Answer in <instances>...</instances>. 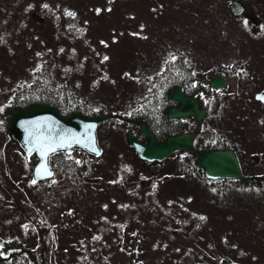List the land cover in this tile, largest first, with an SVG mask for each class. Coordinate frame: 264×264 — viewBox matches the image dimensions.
Segmentation results:
<instances>
[{"label":"rangeland","instance_id":"1","mask_svg":"<svg viewBox=\"0 0 264 264\" xmlns=\"http://www.w3.org/2000/svg\"><path fill=\"white\" fill-rule=\"evenodd\" d=\"M233 1L245 6L243 16L234 17ZM67 12L76 17L70 29ZM251 12L264 19V0H0V108L19 81L32 80L45 54L112 111L131 109L145 73L157 74L180 56L201 79L216 73L231 79L216 99L199 90L210 109L207 124L213 129L216 122V136L235 150L247 177H257L264 171V106L254 100L261 89L248 82L264 77V36L250 40L245 22ZM101 75L107 88L100 87ZM125 135L120 128L100 129L101 155L90 161L95 169L86 180L77 183L53 170L33 185L30 159L0 122L2 255L10 253L5 244L17 240L34 250L42 246L38 264H179L173 253L186 251L196 255L192 264H264L255 254L226 263L223 254L232 251L225 245L233 236L216 224L240 214L264 233L263 178L253 187L208 186L203 176L189 184L179 156L159 166L139 163L123 146ZM120 165L132 173L122 182Z\"/></svg>","mask_w":264,"mask_h":264},{"label":"trees","instance_id":"2","mask_svg":"<svg viewBox=\"0 0 264 264\" xmlns=\"http://www.w3.org/2000/svg\"><path fill=\"white\" fill-rule=\"evenodd\" d=\"M68 17L69 20L72 21L69 25H67V27L70 29L75 24L76 17L75 19H72L71 16ZM44 56V59L38 61V67L35 69L32 75V80L30 82L23 80L19 81L13 88L9 100L2 107L3 111L0 112V122L6 126L7 129L10 118L14 112L37 105H45L55 108L63 117H68L73 113H80L86 117L105 116L108 114L113 115L112 119L106 120L100 123L98 126V141L99 131L103 126L112 127V129L115 130L120 128L122 131H124V134L128 130H131L137 139L143 142H146V140L140 135V122H145L147 124L148 130L154 134L155 138L159 142H163L169 136H175L186 132H195L196 130L195 120H168L166 117V111L175 106V104L170 101L171 91L180 89L185 94L193 96L198 94L199 90L203 88V79L199 78L198 75H196L194 72L192 73L190 69L185 67L184 59L180 56H177V58L172 62L166 63L162 67L161 71L157 74L153 72H146L144 75L145 79L143 80V87L141 88L142 94L140 92L141 95L139 94L137 96H133L136 98L130 99L129 104L133 107L131 109L126 107L123 109L119 107V109L113 110L114 112L112 109H105L107 106L101 103L99 104L98 99L93 100L91 97H89V94L83 89L84 83L81 78L78 77L76 80L71 79L72 72L69 70V68H67L68 70H62L61 73V67L56 64L57 60L50 58L49 54H45ZM121 75H125V77H127L128 72H125V74L122 73ZM96 78L100 81V87L102 89L107 88L105 87V84L109 82H107L108 78L106 75L96 76ZM95 102H97L100 107H104L98 109V107H96L94 104ZM106 110L108 111L106 112ZM117 116H121L131 122L128 123L126 121L120 120L117 118ZM211 119L213 120V117ZM209 125H211V123ZM213 129L211 128L208 132V136L210 138H212L214 135ZM100 144L101 143L99 142V146ZM123 146L132 152L135 159L139 163L149 165L159 166L170 161L173 156H179L181 158V160H179L180 168L182 171L185 170L187 177L192 178V181L189 182L186 177H183V180L189 184L196 182L195 179H197L198 182L201 176H203L208 186L213 187H218L219 183L227 182L236 185V187H253L257 186L259 183V181L255 180L241 182L237 180L226 179H207L204 176L203 171L196 166L195 158L190 152H178L161 163H148L140 160L134 150L128 146L126 135ZM193 146L197 153L202 151L227 149H232L235 152L231 145L226 143L225 140H221L220 142L204 140L202 128L198 132ZM70 156L71 158H69V154H67L65 151H58L52 154L50 158L51 167L53 170H57L58 174L63 178L74 180L77 183L86 180V177L95 169L94 164H91L90 161L94 160L96 163L99 160L97 159L99 156L93 157L77 148L73 149ZM76 161H80V163H76ZM36 163L37 158L33 156L29 161V165L33 169ZM251 170H253L252 167ZM182 171L179 174H181ZM244 173L245 175H248V169L244 170ZM131 174V167L122 165L119 166L118 175L121 182L124 178L129 177ZM92 192L93 194L95 193L94 190ZM97 194L98 193H95L94 195L96 196ZM250 206L251 205H249V207ZM178 207H180V205L173 206V208ZM239 216L241 215L239 214ZM239 216L233 214L230 218H224V220H219L216 222L219 229L223 231L222 233L227 236H233V238L229 239L233 241L225 245L224 251H232L230 254H223L225 256V262L228 263L229 261H232L233 263H236L238 260L247 259L252 254H255L253 255L254 259L260 260L259 257L264 258V233L257 229L255 223L245 222ZM188 220L191 224L190 219ZM186 222V220L183 221V224ZM197 222L198 221H196V224ZM229 223L231 224L232 229H227L226 226ZM169 228L171 229V225ZM75 231V234L79 232V230ZM177 243L183 244L181 241ZM239 244L240 247H238ZM15 246H18L19 248L14 249ZM55 247L56 243L54 245V249L55 252H57ZM64 247L65 246L62 248L64 249ZM5 248L6 251H9L10 253L5 259V257L2 255V250L0 247V264H38L37 260L42 255L43 250L41 245H38L34 250L31 249L30 246H27L23 242L17 240L16 242H7L5 244ZM22 249H25L26 252H23ZM144 252V249H141L140 257L142 254L144 256ZM173 254L178 255L179 262L177 263L179 264H192L194 261L193 256H196L195 254H190L189 251L176 252ZM158 263L171 264L162 259H156L155 264Z\"/></svg>","mask_w":264,"mask_h":264},{"label":"water","instance_id":"3","mask_svg":"<svg viewBox=\"0 0 264 264\" xmlns=\"http://www.w3.org/2000/svg\"><path fill=\"white\" fill-rule=\"evenodd\" d=\"M230 8L235 16H239L243 12V7L237 2H233ZM204 84H207V81H204ZM225 84L226 82L220 75L208 82L209 87L213 90L220 89ZM262 98V96H256V99L264 100ZM170 101L177 104L178 107H172L166 111L167 119L185 120L193 117L196 123V132L169 136L164 142H158L154 134L148 130L147 124L141 122L140 135L148 140L147 143L136 139L132 131H128L126 134L128 146L134 150L140 160L148 163H160L175 153L185 151L192 153L196 166L203 171L207 179H228L241 182L262 179V177H245L232 150L202 151L197 153L193 146V140L197 136L199 124L206 112L199 104V97H186L180 89H175L170 92ZM112 118L113 115L111 114L86 117L80 113H73L68 117H63L51 106L37 105L13 113L8 125V136L19 145L27 158L33 156L37 158L38 161L33 169V179L39 182L49 179L53 175L50 165V156L53 153H50L47 158L42 157L37 150L38 142L56 141L58 134L71 133L79 142L73 141L70 148H60L56 152L65 151L67 154H71L72 150L77 148L93 157H98L101 154V148L97 140V127L100 123ZM117 118L123 119L121 116H117ZM93 147L96 151L91 150ZM29 148H32L31 152H29ZM97 152H99V155H97ZM42 163L52 173L50 177L46 174H42L43 178L37 176L36 169ZM18 248V246L14 247V249ZM22 251L26 252L25 249H22Z\"/></svg>","mask_w":264,"mask_h":264},{"label":"flooded vegetation","instance_id":"4","mask_svg":"<svg viewBox=\"0 0 264 264\" xmlns=\"http://www.w3.org/2000/svg\"><path fill=\"white\" fill-rule=\"evenodd\" d=\"M233 2H235V1H233ZM232 2V3H233ZM237 2V1H236ZM231 3V4H232ZM237 3H239L242 7H243V12L239 15V16H235L233 13V15H234V17L235 18H239V17H241V16H243V13H244V11H245V6L243 5V4H241L240 2H237ZM231 6V5H230ZM230 10H231V8H230ZM252 14L251 15H246V22H245V28H247V29H249V32H248V34H249V37H250V40H252V41H256V39H258L259 38V33L261 34V36L263 35L264 36V19L262 18V19H260V17H257L256 15L257 14H255L254 12H251ZM253 18H254V20H257V21H255V22H253ZM260 20V21H259ZM262 28H263V32H262ZM254 43V42H253ZM217 75H220L222 78H223V80L226 82V84H225V86L224 87H222V88H220V89H217V90H213V89H211L210 87H209V85H208V82L211 80V79H213L214 77H216ZM249 78H255V80H256V83L254 82V81H252V80H249V82H248V84L250 83V84H252V86L253 87H255L256 89H261V91L260 90H254V91H256V93L254 94V100L257 102V104H261V105H263L264 106V100H259V99H256V96H262L263 98H264V77H249ZM210 80H208V79H203V81H202V84H203V88H205V90L207 91L208 90V92L210 93V96H211V98L212 99H216L217 98V96H216V94H217V92L218 91H220L221 89H224V88H227L228 86H230V80L231 79H228V78H225L223 75H221V74H219V73H216L212 78H211ZM204 81H207V84H204ZM183 92V91H182ZM183 94L186 96V97H190V98H195V97H199V104H200V106L206 111L205 112V115H204V118H203V120L200 122V124H199V127H198V131H197V134H198V132L201 130V128H202V131H203V134H204V140H208V141H213V142H220L221 140H223V139H221V137L219 136V137H217L216 136V134H217V128H216V122L214 123V128L215 129H213L214 130V133H215V135H213V137L212 138H210L209 136H208V132H209V130L211 129V125H209V124H207V118L209 117V115H210V109H209V107H208V105L205 103V97H203V96H201V94L200 93H198V94H196V95H193V96H191V95H187V94H185L184 92H183ZM214 97V98H213ZM173 107H178L177 106V104H175V106H173ZM172 108V107H171ZM214 118H215V116H213ZM191 118V117H190ZM190 118H188V119H190ZM194 119V118H193ZM123 121H126V122H131V121H129V120H126V119H122ZM177 120V119H176ZM186 120V119H185ZM195 120V119H194ZM137 123V122H136ZM141 123V122H140ZM140 123H139V130H140ZM136 125H138V124H136ZM195 125H196V123H195ZM195 132H196V130H195ZM195 132H190V133H195ZM263 132H264V130H263ZM127 133V132H126ZM133 133V132H132ZM187 133V132H186ZM182 134V133H181ZM134 135V134H133ZM179 135V134H178ZM135 136V135H134ZM197 137V136H196ZM135 138L137 139V137L135 136ZM139 140V139H138ZM146 140V142H143V141H141V140H139V141H141V142H143V143H147L148 142V140L147 139H145ZM195 140V139H194ZM194 140H193V145H194ZM164 142V141H163ZM227 150H232V149H227ZM233 151V150H232ZM234 152V151H233ZM258 152H261L260 151V149H259V151ZM258 152H256V153H258ZM191 153V152H190ZM255 153V154H256ZM234 154L236 155V157H237V154H236V152H234ZM256 157H257V155H256ZM237 159H238V162H239V165H240V169H241V172H242V174L245 176V177H247V176H249V175H245V173H244V170H246L245 168H243V166L241 165V160H240V158H238L237 157ZM254 176H257V177H262L263 178V180H264V171L263 172H261V173H259V174H256V175H254Z\"/></svg>","mask_w":264,"mask_h":264},{"label":"snow or ice","instance_id":"5","mask_svg":"<svg viewBox=\"0 0 264 264\" xmlns=\"http://www.w3.org/2000/svg\"><path fill=\"white\" fill-rule=\"evenodd\" d=\"M45 7H47V5H45ZM66 15L68 16H74V13L71 12H67ZM105 59H107V57H105ZM264 99V98H262ZM3 111V108H0V112ZM68 137H70V139H68ZM79 142V140L71 133H63V134H58L57 135V140L56 141H41L37 143V150L40 152L42 157L47 158L48 155L50 153H55L57 151V149L60 148H70L72 146V142ZM92 151H96V149L93 147L91 149ZM32 151V148H29V152ZM97 155H99V152H97ZM69 158H71V156L69 155ZM76 163H80V161H76ZM36 174L38 177L43 178L42 174H46L47 176H51L52 173L50 171L47 170L46 165L45 164H41L40 167H38L36 169ZM33 185L36 184V180L34 179L31 182ZM53 183H55V181L53 180ZM201 219H204L203 217H201ZM25 228H27L28 226L25 225ZM0 247H2V245H0ZM6 259V257H5Z\"/></svg>","mask_w":264,"mask_h":264}]
</instances>
